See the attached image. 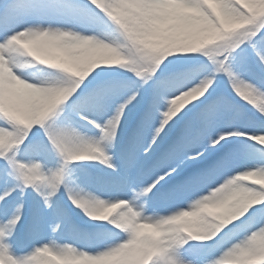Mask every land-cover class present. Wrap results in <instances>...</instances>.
I'll list each match as a JSON object with an SVG mask.
<instances>
[{"label": "snow or ice", "instance_id": "6c2138e0", "mask_svg": "<svg viewBox=\"0 0 264 264\" xmlns=\"http://www.w3.org/2000/svg\"><path fill=\"white\" fill-rule=\"evenodd\" d=\"M259 136L264 0H0V264H264V202L207 240L183 227L264 191L241 179ZM80 161L104 182L76 184ZM73 185L127 222L72 224Z\"/></svg>", "mask_w": 264, "mask_h": 264}, {"label": "clouds", "instance_id": "9594fccd", "mask_svg": "<svg viewBox=\"0 0 264 264\" xmlns=\"http://www.w3.org/2000/svg\"><path fill=\"white\" fill-rule=\"evenodd\" d=\"M207 39H212V37L209 36ZM34 58L38 64L47 63V60L39 54L35 55ZM187 95V93H181L175 97V103L177 105L183 104L185 99H187ZM254 139L257 143L264 145V136L254 137ZM89 158L91 157L85 153L73 157L72 160ZM249 176L251 177L250 183L258 185L260 189H264V173L253 171L241 179L248 180ZM72 189L71 202L90 220L109 222L117 227L127 222L128 210L125 206L126 202L109 203L95 194L84 193L77 185H73ZM261 202H264V191H246L242 184L237 183L235 185V194L219 206L216 214L202 218H188L183 221L186 235L193 240L210 239L219 228L227 226V224L245 214L252 206Z\"/></svg>", "mask_w": 264, "mask_h": 264}, {"label": "trees", "instance_id": "16d2710c", "mask_svg": "<svg viewBox=\"0 0 264 264\" xmlns=\"http://www.w3.org/2000/svg\"><path fill=\"white\" fill-rule=\"evenodd\" d=\"M80 162H84L85 164H89L92 165L96 168H103L105 169L106 166L100 164L99 161H80ZM76 165H79V162H73V167L75 168ZM76 175H79L81 177H83L85 175V173L81 170V168L77 169ZM29 199L31 200L32 198L29 197ZM69 204H71V201H68ZM71 208L77 209L73 204L71 205ZM28 235H29V230L27 228L21 229L18 234L13 238V246L16 250H18V248H20L22 246V242L24 240V244L28 243Z\"/></svg>", "mask_w": 264, "mask_h": 264}, {"label": "rangeland", "instance_id": "374dc122", "mask_svg": "<svg viewBox=\"0 0 264 264\" xmlns=\"http://www.w3.org/2000/svg\"><path fill=\"white\" fill-rule=\"evenodd\" d=\"M23 59V58H22ZM26 70H30V69H26ZM105 180V175L103 174H96L94 178H91L89 181H84V180H77L76 181V184H78L80 187H88L89 190H93L95 187L99 186L100 184H102ZM79 212H82L80 209H78ZM70 217V216H69ZM71 223L72 224H77V225H82L80 224V222H78L77 220H74V219H70ZM95 222H98V221H95ZM101 222V221H99ZM70 227L71 225L70 224H65L63 228L66 229V235L69 233L70 231ZM34 243H33V237H32V246H31V249L30 251L32 250V248L34 247ZM24 255V254H23Z\"/></svg>", "mask_w": 264, "mask_h": 264}]
</instances>
